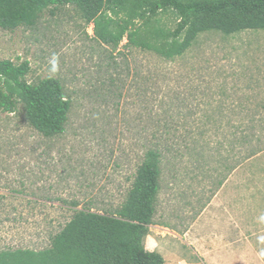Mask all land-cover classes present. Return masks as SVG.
I'll return each instance as SVG.
<instances>
[{"label":"rangeland","instance_id":"1","mask_svg":"<svg viewBox=\"0 0 264 264\" xmlns=\"http://www.w3.org/2000/svg\"><path fill=\"white\" fill-rule=\"evenodd\" d=\"M106 15L111 31L125 27ZM98 22L64 6L33 27L0 29V61L29 62L28 83L56 78L71 100L58 136L32 126L18 92L16 112L0 110V254L50 248L78 212L114 213L158 149L156 212L167 188H184V228L203 214L201 245L184 243L188 264H264V137L236 129L264 112V29L208 30L166 59L128 43L142 22L109 42ZM177 22L166 12L154 28Z\"/></svg>","mask_w":264,"mask_h":264},{"label":"trees","instance_id":"2","mask_svg":"<svg viewBox=\"0 0 264 264\" xmlns=\"http://www.w3.org/2000/svg\"><path fill=\"white\" fill-rule=\"evenodd\" d=\"M64 6L75 7L96 25L98 20L104 22L106 29L102 37L107 42L123 39L129 26L142 22L140 29L126 34L128 43L136 42L144 50H153L166 59L183 55L193 39L208 30L230 35L264 29V0H0V29L33 27L51 7ZM106 12L117 17L123 15L125 27L119 22L111 31L110 23L114 20ZM166 12L178 18L173 31L154 28L158 16ZM143 27L146 34L141 33ZM29 72L27 61L20 64L0 61V110L15 113L13 94L18 92L26 102V114L32 126L46 136L62 135L71 110V100L63 84L52 77L30 84L26 81ZM252 112L251 124H241L236 129L245 137L246 129L256 130L261 139L264 112ZM161 157L158 149L148 152L127 200L114 213L78 212L53 237L50 248L0 254V264H165L161 254L145 247L160 190Z\"/></svg>","mask_w":264,"mask_h":264},{"label":"crops","instance_id":"3","mask_svg":"<svg viewBox=\"0 0 264 264\" xmlns=\"http://www.w3.org/2000/svg\"><path fill=\"white\" fill-rule=\"evenodd\" d=\"M162 197V208L157 212L155 208L152 224L148 226L145 247L161 254L165 264H188L184 258V243L201 245L203 238L198 225L203 214L189 228H184V188H167ZM234 225L236 235L237 225Z\"/></svg>","mask_w":264,"mask_h":264}]
</instances>
